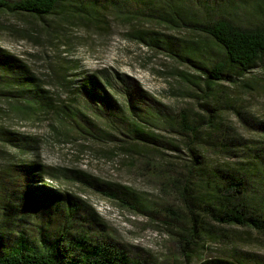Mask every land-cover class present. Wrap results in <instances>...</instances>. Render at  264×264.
<instances>
[{"label":"rangeland","instance_id":"rangeland-1","mask_svg":"<svg viewBox=\"0 0 264 264\" xmlns=\"http://www.w3.org/2000/svg\"><path fill=\"white\" fill-rule=\"evenodd\" d=\"M154 1V15L165 14L164 3ZM215 1L218 3L215 11L199 12V20L206 21L209 14H213V18H228L245 27H264V0ZM117 11L113 8L105 18L100 17V21L56 15L53 21L47 19V22L32 16L0 13V49L26 63L50 89L57 102H71V96L75 95L72 87L78 79L98 69L135 78L152 96L147 102L160 108L170 119L161 129L151 128L158 139L157 149L149 156L123 151L121 142L125 125L116 119H103L95 109L89 108H82L84 116L92 121L94 118L95 123L108 131L110 137L105 138L109 141H82L83 145L76 149L68 137L53 133V127L58 124L52 115L40 113L32 116L17 108L23 103L11 102L1 94L0 129L39 136L37 155L48 166L82 170L103 182L129 187L147 205L146 212H141L86 186L76 177L60 176L49 181L44 176V182L60 194L78 197L95 209L105 225L102 233L94 230L95 237L125 246L131 255L147 260L149 264H185L186 260L200 264L212 257L227 258L238 264H264V233L251 227L219 224L210 213L211 207L219 205L224 197L211 187L213 179L208 173L215 167L223 169L237 165L240 159L232 154L241 153L240 150L231 147L230 151L220 153L214 140L204 139L196 147L208 167L204 174L197 164H193L191 146L177 134L176 126L185 111L205 125L207 118L203 123L202 116L211 110L220 113L222 127L236 140L263 144L260 141L263 137L255 124H264V63L241 81H219L206 88L205 79L200 78L203 73L196 72L187 59L165 48L143 43L131 34L136 30H154L171 36L175 51L187 52L188 48L195 47L199 60L208 65L225 60L221 47L193 26L189 28L181 24L182 27H174L141 17L142 11L136 4L130 11H138L139 19L123 20L117 16ZM182 11L194 19L200 9L194 0H186ZM56 21L60 27L51 35L44 28L45 24H55ZM55 74L65 75L67 86H62ZM185 75L191 80L198 78L200 86L192 84ZM113 93L119 106H123L121 89L117 87ZM74 98L75 105L82 107L83 100ZM28 160V154L16 152L9 144L0 141V174L11 161ZM154 164L160 167L158 173L166 171L167 175L175 177L191 169L197 179L188 187H184V182L175 187L163 176L151 173ZM185 188L188 191L184 196L182 191ZM253 191L250 192L252 201L264 200V183ZM4 197L0 188L2 205ZM31 221L36 223L35 219ZM194 224L197 232L194 240L187 244ZM76 225L88 226L80 218Z\"/></svg>","mask_w":264,"mask_h":264},{"label":"trees","instance_id":"trees-1","mask_svg":"<svg viewBox=\"0 0 264 264\" xmlns=\"http://www.w3.org/2000/svg\"><path fill=\"white\" fill-rule=\"evenodd\" d=\"M158 1L164 3L162 8L167 11L160 16L154 15V0H0V13L32 16L45 22L47 19L53 21L56 15L100 21V17L105 18L115 8L118 10L117 16L129 20L139 19L138 11H130L131 6L136 4L142 11L141 17L174 27H182L181 24L189 28L193 26L221 47L225 60L208 65L199 60L198 49L195 47L188 48L187 52L175 51L171 45V36L154 30H136L131 34L143 43L165 48L187 59L196 72L203 73L204 76L200 78L205 79L206 88L219 81H241L264 63V27H245L228 18H213V14H209L206 21L199 20V12L215 11L218 4L215 0L214 3L212 0L211 3L209 0H194L200 9L194 14V19L192 15L182 14L186 0ZM58 23L50 22L44 28L52 35L60 27ZM55 75L62 86H67L65 75ZM185 77L192 84L200 86L198 78L191 80L187 75ZM74 86L72 91L75 95L71 96V102H57L50 89L44 86L43 81L26 63L0 49V94L11 102L23 103L17 105V108L32 116L40 113L52 115L58 124L53 127V133L68 137L75 145L74 148L82 146V141H109L105 137L109 139L110 133L95 123L94 118L93 122L84 116L83 109L89 108L95 109L103 119H116L125 125L121 142L123 151L149 156L157 149L158 139L151 128L161 129L170 119L160 108L147 102L152 96L135 78L119 72L108 74L107 69H98L83 75ZM116 86L121 89L125 102L123 106H119L115 99L113 91ZM73 97L82 99L84 106L82 104V107H77ZM192 116L186 111L179 116L176 121L177 134L183 136L191 146L189 151L192 153L193 164H197L202 173L208 167L196 147L204 139L214 140L220 153L230 151L231 147L241 152L232 154L240 159L237 165L223 169L215 167L208 173L213 179L211 187L224 197L220 200L216 196L220 204L211 207L210 213L219 224L251 227L264 233V200L252 201L250 197V192L254 193L253 190L264 183V143L236 140L222 127V116L218 112L210 110L202 116L203 123L207 118L205 125ZM239 116L242 117L241 112ZM255 126L263 137L260 141L264 142V124ZM39 140L36 135L0 129L1 142L30 157L26 162L11 161L1 173L5 174L0 177L5 203H0V264H149L147 260L131 255L125 246L95 237L94 230L102 233L105 227L95 209L78 197L60 194L42 178L47 176L51 181L60 176H73L82 180L86 186L94 187L105 196L121 200L123 204L131 205L138 211L146 212L147 205L129 187L103 182L82 170L48 166L37 155ZM153 169L152 174L163 176L175 187L183 182L184 187H188L197 179L191 169L176 177L167 175L166 171L158 173L160 167L157 164L153 165ZM183 191L185 196L188 188ZM258 193L261 195V192ZM79 218L82 223L88 224L87 228L77 227L76 220ZM196 227L194 224L187 244L194 240ZM185 264L191 263L186 260ZM200 264L238 263L227 258L212 257Z\"/></svg>","mask_w":264,"mask_h":264}]
</instances>
